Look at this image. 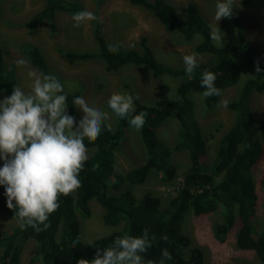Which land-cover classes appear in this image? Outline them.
I'll list each match as a JSON object with an SVG mask.
<instances>
[{
    "label": "trees",
    "instance_id": "1",
    "mask_svg": "<svg viewBox=\"0 0 264 264\" xmlns=\"http://www.w3.org/2000/svg\"><path fill=\"white\" fill-rule=\"evenodd\" d=\"M245 1L255 3L264 0ZM130 2L151 10L170 32L181 34L185 40L198 39L195 51L198 54L207 53L210 58L205 62H198L193 79L189 80L184 65L177 68L157 60L146 36L140 38V50L119 48L117 53L109 52L108 45L111 43L106 38L104 24L97 20L93 29L97 50L74 51L58 47V51L70 64L101 59L108 72H115L125 65L133 64L148 68L156 78L167 74L179 80L175 96L158 106L134 100L136 113L147 112L146 123L140 129L147 159L141 164L132 165L124 174L116 172L115 157L116 149L120 147L129 125L126 119L118 117L115 128L112 127L114 131L111 132L107 128L109 123L104 121L103 130L96 141L89 142L85 139L84 143L91 152L79 173L81 186L66 197L60 195V206L49 216L46 221L49 226L45 230L39 233L31 227L21 230L17 224L11 231L1 234L0 264H21L20 254L28 239L36 241L33 259L37 260V264H77L80 259L91 261L98 248L112 245L117 236H140L144 228L149 229L150 237L153 234L156 237L152 247L143 254L145 264L148 261L159 264L164 248L172 255V259L165 261V264H206L203 251L193 245L189 236L181 229L184 215L190 210L198 215L222 210V220L214 226L218 241L223 242L236 227L234 225H238L237 245L242 249H253L264 262V228L257 233L252 211L258 198L252 170L264 152V121L260 124L250 105L253 93H264L262 59L254 56L253 44L245 42L244 29L235 14L231 19L236 26L239 37L236 40L239 42L223 39L221 45H216L210 39V24L195 3L189 2L185 14L180 16L177 7L165 0ZM78 11H84V6L79 1L45 0L43 7L28 21L16 25L36 28L44 21H53L60 12L73 15ZM20 50L41 73L56 76L37 44L22 42ZM238 55L242 61L248 63L246 72L250 70L249 66L253 62L259 61L261 73H249L244 77L243 62L237 59ZM4 61V50L0 47V91L7 90L8 96L16 84V73L14 68L5 71ZM205 70L216 73V86L221 92L236 84L239 87L237 95L227 104L235 112L234 123L220 138L210 167L201 162V156L206 152V139L195 116L194 100L191 96L192 92L203 96L205 89L201 87L200 79ZM65 92L68 94V114L75 116L78 122L72 101L74 97L81 96L82 87ZM129 94L135 98L133 92L130 91ZM214 97H204L203 103L208 104ZM170 117H176L178 123V141L173 146L163 142L157 134V128ZM175 150L189 151L194 163L192 171L187 172L179 182L178 194L172 196L164 207L161 197L150 192L137 198L133 187L143 184L153 169L161 173L164 183L174 184L177 168L170 164V158ZM3 162L0 160V163ZM122 180L123 190L113 193ZM261 186L264 189V171ZM91 200L102 205L104 222L115 229L91 241H83L80 216L91 215ZM0 213L15 218L14 211L7 207V197L1 191ZM165 235L167 240L162 239ZM77 239L80 243L73 248V241Z\"/></svg>",
    "mask_w": 264,
    "mask_h": 264
},
{
    "label": "rangeland",
    "instance_id": "2",
    "mask_svg": "<svg viewBox=\"0 0 264 264\" xmlns=\"http://www.w3.org/2000/svg\"><path fill=\"white\" fill-rule=\"evenodd\" d=\"M73 1H79L84 6V11L92 12L102 20L107 40L111 44H118L120 49L136 48L140 50V38L146 36L157 60L165 65L177 68L183 66V56L192 53L197 54L198 62H205L210 58L207 53L198 54L195 51L194 48L198 39L189 41L185 40L179 33L170 32L151 10L133 4L130 0ZM165 1L174 4L180 16L185 14L187 4L193 2L209 24L216 23L214 14L217 0ZM44 2L45 0H2L0 3V47L4 50V70L14 68L16 73L15 86H20L27 93L31 90L32 84L28 72L41 73L20 50L22 42H31L41 48L50 70L54 71L56 77L58 76V79L64 82V89L73 91L82 87L81 96L90 106L108 113V119L105 121L111 124L113 128L116 126L118 117L107 105V101L113 93L129 94L131 91L135 97H138V101L156 106L175 96L179 80L167 74L156 78L146 67L128 64L115 72H108L101 59L70 64L58 51V47L74 51L97 50L93 36L96 20L88 21L80 27H73V15L60 12L53 21H44L36 28L16 25V23L28 21L34 13L43 7ZM235 3L237 6H234L233 13L244 29L245 42L249 41L253 44L254 56L260 57L264 63V1L247 3L245 0H235ZM218 25L224 33L223 39L239 42L236 26L231 18H222ZM19 58L25 59L28 62L27 65L18 67L15 61ZM237 59L242 61L240 55L237 56ZM242 62L244 77L255 72V62L249 66L248 72L245 68L248 63ZM236 85L227 87L220 96L214 97L206 105L203 103V96L196 94V92L191 93L194 100L195 116L206 139V152L201 156V162L206 167H210L214 161L220 138L234 123V110L229 106H222L221 101H229L237 95L239 87ZM6 94L7 90L5 92L0 91V99H3ZM250 105L254 117L258 118L260 124L263 123L264 93H253ZM75 112L80 120L83 115L82 111L75 107ZM157 134L163 142L173 146L178 141L177 118L170 117L167 119L157 128ZM142 145L140 130L128 125L122 143L116 149L115 167L117 173L124 174L132 165L141 164L147 159V154ZM90 152L91 150L87 148V155ZM3 163H0V166H3ZM170 164L177 168V179L174 184L164 183L161 179V173L153 169L143 184L133 187L137 198L146 192H150L161 197L162 207H164L172 196L178 194L179 182L194 167L191 153L187 150H175L171 155ZM263 171L264 152L252 170L258 194L257 201L252 207L253 222L257 233L264 228V189L261 186ZM123 188L124 182L122 180L119 188L114 189L113 193L121 192ZM0 191L5 195L4 186L0 185ZM90 206L91 215L89 217L80 216L83 241H91L115 229L104 222V209L98 201L91 200ZM221 220L222 210L200 215L190 210L184 215L181 226L182 232L189 236L193 245L203 251L205 263L264 264L253 249H242L237 245L238 225H234L236 227L229 232L223 242L218 241L214 234V226ZM16 226L17 220L15 218L0 213V235L11 231ZM35 250L36 241L34 239L25 241L20 254L21 264H37V260L33 259Z\"/></svg>",
    "mask_w": 264,
    "mask_h": 264
},
{
    "label": "clouds",
    "instance_id": "3",
    "mask_svg": "<svg viewBox=\"0 0 264 264\" xmlns=\"http://www.w3.org/2000/svg\"><path fill=\"white\" fill-rule=\"evenodd\" d=\"M234 6H237L235 0H217L216 23L209 25L210 39L216 45L224 41L218 22L222 18H232ZM72 20L73 27L92 20L102 23L89 11L74 13ZM119 47L109 44L108 51L117 53ZM27 63L23 58L15 61L18 67ZM183 63L187 78L193 79L199 66L197 54L184 55ZM261 71L259 61H256L255 72L260 74ZM28 76L32 79L29 92L13 86L11 95L0 99V160L4 161L0 166V185L5 188L7 207L14 211L18 227L21 230L31 227L39 233L49 226L46 221L58 210L60 195L66 197L81 186L79 173L88 159L84 141L97 140L108 113L90 106L84 97L76 96L72 104L83 113L77 122L75 116L68 114V94L56 76L35 71H29ZM216 80L214 71L202 72L203 97L222 94ZM135 99L138 97L116 92L110 96L107 105L117 117L126 119L132 128L140 130L146 123L147 112L136 113ZM227 104V100L221 101L222 106ZM107 128L114 131L111 124ZM162 239L168 237L165 235ZM155 240L154 234L150 237L148 228H144L140 236H117L112 245L98 248L93 260L80 259L77 264H145L143 254ZM79 243V239L73 241V248ZM171 259V253L164 248L159 264Z\"/></svg>",
    "mask_w": 264,
    "mask_h": 264
},
{
    "label": "bare ground",
    "instance_id": "4",
    "mask_svg": "<svg viewBox=\"0 0 264 264\" xmlns=\"http://www.w3.org/2000/svg\"><path fill=\"white\" fill-rule=\"evenodd\" d=\"M169 68V67H168Z\"/></svg>",
    "mask_w": 264,
    "mask_h": 264
}]
</instances>
